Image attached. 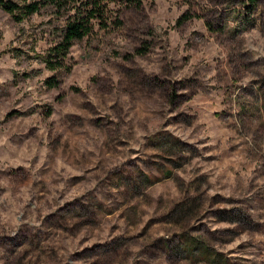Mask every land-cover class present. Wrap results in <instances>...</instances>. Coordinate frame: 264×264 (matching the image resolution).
Segmentation results:
<instances>
[{
  "label": "rangeland",
  "instance_id": "obj_1",
  "mask_svg": "<svg viewBox=\"0 0 264 264\" xmlns=\"http://www.w3.org/2000/svg\"><path fill=\"white\" fill-rule=\"evenodd\" d=\"M107 7L0 6V264H264V0Z\"/></svg>",
  "mask_w": 264,
  "mask_h": 264
},
{
  "label": "trees",
  "instance_id": "obj_2",
  "mask_svg": "<svg viewBox=\"0 0 264 264\" xmlns=\"http://www.w3.org/2000/svg\"><path fill=\"white\" fill-rule=\"evenodd\" d=\"M141 0H31L16 4L9 0H0L1 8L14 19L19 20L37 12L42 7H49L55 18L61 20L59 39L50 46L46 53L45 63L54 67L61 66L63 57L73 41L80 40L91 33L94 26L107 27L112 22L110 19L111 4L138 5ZM187 1V0H183ZM254 1V0H250ZM117 22V21H116ZM48 87L56 85V80L51 77L45 79Z\"/></svg>",
  "mask_w": 264,
  "mask_h": 264
}]
</instances>
